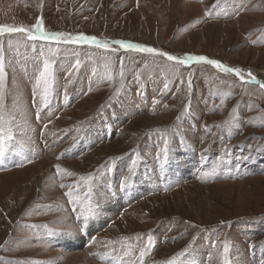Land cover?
I'll use <instances>...</instances> for the list:
<instances>
[{
	"label": "rangeland",
	"instance_id": "1",
	"mask_svg": "<svg viewBox=\"0 0 264 264\" xmlns=\"http://www.w3.org/2000/svg\"><path fill=\"white\" fill-rule=\"evenodd\" d=\"M37 18L109 44L0 36V264H264V0H0Z\"/></svg>",
	"mask_w": 264,
	"mask_h": 264
},
{
	"label": "snow or ice",
	"instance_id": "2",
	"mask_svg": "<svg viewBox=\"0 0 264 264\" xmlns=\"http://www.w3.org/2000/svg\"><path fill=\"white\" fill-rule=\"evenodd\" d=\"M20 32L26 33L27 38L29 40H50V41H55L57 43L63 42L65 44H77V43L92 44L95 45L96 47H103L105 49L108 48V44H109L108 41H102L94 36H89L84 34L72 35L64 32H47L43 29L42 20L39 18H37L36 23L32 26L31 30L26 29L24 27L0 25V36H3L5 33H20ZM114 43L124 48L143 51L153 55L166 57L167 60L175 61L178 64H187L193 61L196 63H206L224 73H234L241 80H244V76L242 75L241 70L239 68L228 67L217 60L209 59L204 56H195V55L186 54L184 57H175L166 52H162L151 47H144L143 45L140 44H131V43L126 44L124 41H114ZM247 76L249 77L250 83L252 82L259 83L261 87H264V82L257 81L256 77L251 73V71L247 73ZM3 79H4V65H3V58L0 57V85H2ZM49 80H50L49 65L47 62H45L43 70L40 72V81L44 85V94L42 96V99L45 100L47 99ZM0 97H2V87H0ZM0 108H2V105H0ZM2 122H3V116L0 115V124H2ZM2 131H3L2 128H0V133H2ZM11 138H12L11 136L8 137V139ZM3 155H4V137L3 135H0V157H2ZM165 156H167V147H165ZM56 167L58 169L60 168L59 165H56ZM124 186H125L124 181H122L121 188L123 189ZM151 243L152 241L149 240V245H151ZM148 250L149 249L142 250L141 257H143ZM227 250H228V245L227 242H225V251ZM168 264H174V261L170 260Z\"/></svg>",
	"mask_w": 264,
	"mask_h": 264
},
{
	"label": "bare ground",
	"instance_id": "3",
	"mask_svg": "<svg viewBox=\"0 0 264 264\" xmlns=\"http://www.w3.org/2000/svg\"><path fill=\"white\" fill-rule=\"evenodd\" d=\"M156 120L159 121L160 119L156 118L155 121H156ZM156 122H157V121H156ZM159 122H160V121H159ZM150 123H152V122H150ZM49 168H50V167H49ZM47 170H48V169H46V171H47ZM42 172L44 173V171H42ZM71 237H72V236L67 237V238L65 237L64 240L68 239V241H71L72 244H75V243L79 240V237H78V236H73V238L70 240ZM62 238H63V237H62Z\"/></svg>",
	"mask_w": 264,
	"mask_h": 264
}]
</instances>
